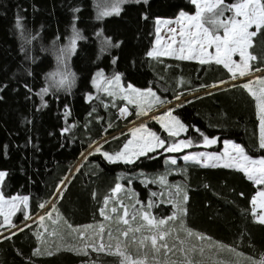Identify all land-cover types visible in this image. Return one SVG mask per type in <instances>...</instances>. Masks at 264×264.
Returning a JSON list of instances; mask_svg holds the SVG:
<instances>
[{
  "label": "trees",
  "instance_id": "trees-1",
  "mask_svg": "<svg viewBox=\"0 0 264 264\" xmlns=\"http://www.w3.org/2000/svg\"><path fill=\"white\" fill-rule=\"evenodd\" d=\"M116 3L0 0V171L7 173L0 191L6 198L29 196L27 214L21 209L13 216V225L18 227L8 233L5 224L0 227V264H119L116 256L97 253L91 247L86 249L87 255L65 249H83L90 244L85 238L90 233V227L85 226L89 225H103L105 243L108 225H104L101 209L121 178L127 182L136 177L133 186L141 198H152L155 217L173 215V206L159 203L152 195L157 189L137 178L169 168L179 170L182 195L188 196L187 201L182 200L186 212L172 228L175 234L185 233L184 242L196 249L217 251L223 262L227 254L239 251L251 260L263 257L264 224L256 221L252 205L262 185L234 167H204L190 160L170 162L168 157L180 153L166 149L177 141L191 140L183 151L221 153L223 141L229 139L242 145L250 157H264V149L259 148L257 100L242 87L264 74V29L249 49L258 58L250 62L249 75L254 76L232 79V73L214 61L202 65L197 59L148 55L156 38L157 18H173L181 11L194 13L190 0H128L119 4L118 15H101L111 12ZM99 69L106 79L121 74L126 84L155 89L165 103L150 113L166 106L174 108L186 132L169 136L150 120L165 141L164 147L133 163H113L102 152H95L91 147L100 140L101 150H121L129 138V133L123 132L125 127L141 118L132 111L120 118L118 109L125 104L112 107L111 101L101 99L92 84ZM62 78L65 83L60 82ZM43 89L48 91L42 93ZM205 136L217 138V143L206 146ZM3 220L0 215V223ZM181 221L185 229L200 236L193 238L179 230ZM73 229L82 231L83 239L80 231ZM50 230L55 233L43 239ZM208 241L218 247H209ZM36 249L44 254L34 255ZM48 251L54 254L47 255Z\"/></svg>",
  "mask_w": 264,
  "mask_h": 264
},
{
  "label": "snow or ice",
  "instance_id": "snow-or-ice-1",
  "mask_svg": "<svg viewBox=\"0 0 264 264\" xmlns=\"http://www.w3.org/2000/svg\"><path fill=\"white\" fill-rule=\"evenodd\" d=\"M128 0H117V3L112 6V11H104L101 13L102 16L111 15L113 13L119 14L120 12V3H126ZM136 3H140L141 0H135ZM144 3H147L148 0H143ZM195 8V14L189 15L183 11H181L178 15V18L175 21L172 20H160L157 19V25L160 24H178L180 25V30L177 32L176 28H169V32L173 35L170 38L173 44L177 43L176 37L179 36L180 40L178 43V47L174 49L172 52L164 51L155 53L156 55H172L178 54L177 58L180 60H199L200 64H209L213 61L216 64L223 65L230 73H232V79H235L237 76V71L240 76H245L252 71V65L250 62L256 61L258 58L249 51L254 46V38L264 29V0H235L234 3L228 4L225 3V0H190ZM75 11H79L76 9ZM229 12L231 15L225 16V13ZM146 18V17H144ZM255 26V31H251L250 29ZM17 27H20L19 21L17 22ZM159 31V28H157ZM221 32L223 33L221 35ZM79 37V33L75 34V37L72 40V45H75V39ZM159 43V40L157 41ZM171 47V45H169ZM209 49H213V51H209ZM155 52V50H154ZM154 52H149L148 55L152 56ZM239 54L240 62L237 63L232 59L234 54ZM256 71H260L259 68L255 69ZM97 78L103 76V73L98 72ZM115 81L117 84L120 81V76L117 75L113 78V80L107 81L109 84ZM61 83H65V78H62ZM225 83V82H221ZM252 83H261L264 84V79L257 78L256 81H250L249 83H245L242 85L243 88L247 89L249 93L256 98L257 100V108L258 115L260 121V135H259V148L264 149V88L260 89L259 95L257 92L253 91L251 85ZM133 92H139L138 89H132V86H128ZM212 87H216L213 85ZM48 89H43L42 93H46ZM112 95L113 93H109ZM147 95H151L155 98V102L160 104L165 103L164 101H160L159 97H155V94L151 92V89L147 90ZM89 99H92L90 96ZM179 99V96L176 97ZM131 102V101H130ZM149 106V110H150ZM174 110L170 109L165 113V116L170 117L172 121L179 127L180 131H184L185 126L179 121L177 117L172 115ZM126 109H121V114H124ZM137 115H147V111L138 112ZM161 120L163 124V117L158 118ZM166 131L169 136H178L179 131L173 130L169 125H164ZM145 126L141 125L140 128L133 129V136L137 132H140L144 129ZM64 131H68V129H64ZM197 131H199L197 129ZM152 140H145L141 138L140 143L144 146L139 147V149L135 152L130 153L128 151L129 145L133 143L132 140H129L120 152L115 153L114 155H109L108 153H103L105 158H107L110 162L123 161L124 163H133L134 158H139V156L146 155L147 152L155 151L157 147H164L165 141L160 139V137L156 136L155 133H148ZM205 144H215L217 143L216 139H209L208 137H204ZM155 141L153 144L152 141ZM192 144L191 140H181L176 144H172L168 147L167 151H179L181 146L189 147ZM97 152L100 151L99 148L96 149ZM203 154H199L196 156H185V160H193L197 163H202L200 160V156ZM225 160V163L222 165L224 167H235L238 170L245 173L247 178L251 181H254L257 185H264V157H260L259 159H254L248 156L245 152V149L242 145L236 144L231 141H225V152L221 155H209L206 157V160L203 162L204 167H218L221 166L218 163H212L209 165L207 161H219ZM174 162V161H173ZM7 176V173L4 171H0V183L3 182L4 178ZM164 178H160V182H163ZM121 190V185L117 184L114 191ZM180 191V189H177ZM60 195H63V192L58 189ZM153 196L157 195L156 193H152ZM2 196V194H0ZM257 197L260 198V207L264 208V188H262L258 193ZM25 201L27 197L23 198ZM184 201H187L188 196L185 193L183 197ZM171 202V201H170ZM139 203V201H137ZM107 205V198L105 201ZM253 205V216L256 221L260 224H264V213L260 215H256V205L257 198L253 197L252 199ZM44 205H41L43 207ZM149 208L153 206L152 202H149L147 205ZM120 207L122 209V215L118 216L117 223L122 222L124 225H129L126 231H122L120 235L125 238L124 247L128 246L129 242V233H138L142 228L147 227L149 231L155 229L156 231L151 236H144L143 238H137L136 236L131 237V243L137 245L138 251H140L144 247H150L153 252V261L154 264H160V261L156 259L157 255L163 253L165 256L173 249L169 247L167 240L165 239L168 235L171 234L174 229H168L167 231L163 230V226H165L169 221H175L177 218V213H174L172 216H169L167 219H156L155 217H150L148 212H143L141 215V219L146 221V224H141L139 227L133 229L130 227V220L134 221L137 218V215L140 214V210L136 208V205L133 204L132 212L129 213L128 206L124 205L123 202L120 203ZM19 210V209H14ZM113 213L117 212V208L113 207L111 209ZM178 212L183 215L186 212V209L178 206ZM0 215H4L0 212ZM51 217V213L47 214ZM101 215H104V209H101ZM41 221L44 220V217H40ZM105 219H109V217H105ZM4 224H8L10 227H15V225L11 224V221L8 219L7 215H4V220L0 223V227ZM71 227V226H69ZM89 226H85V228H89ZM181 229L186 231L187 235H193L192 231L189 229H185L183 226V222L181 221ZM23 231V229H20ZM73 231H80L79 229H73ZM104 228L103 225L99 227V232L96 235L99 237L101 241L99 245L95 244H86L83 249H76L73 247H68L67 251H75L77 254L87 255V248L91 247L93 251L97 253L106 252L109 255H114L119 259V264H145V260L137 259L132 261L131 257L125 254V251H122V244L119 242V238L117 244L115 245V250H112V245L109 244L106 248L105 244L102 242L104 239L103 236ZM15 235V233H13ZM84 233L80 231V238L83 239ZM108 239L111 241L113 239L111 231L108 232ZM199 236V234H195ZM6 239L8 237H5ZM160 241V243H158ZM183 243V241H181ZM175 247V245H173ZM221 248L225 246H220ZM60 248H57V251H60ZM183 251V249H181ZM201 254H203V249H200ZM229 251H235L234 249H229ZM40 249H36L34 255H41ZM47 255H53L54 253L48 251ZM237 255H242L237 253ZM145 259L147 256L145 254ZM167 264V261L164 262ZM175 264V262H173ZM186 264H192L190 260H187ZM253 264H257V262H253ZM259 264H264V259H262Z\"/></svg>",
  "mask_w": 264,
  "mask_h": 264
},
{
  "label": "rangeland",
  "instance_id": "rangeland-1",
  "mask_svg": "<svg viewBox=\"0 0 264 264\" xmlns=\"http://www.w3.org/2000/svg\"><path fill=\"white\" fill-rule=\"evenodd\" d=\"M183 12H185L189 15L195 14V12L194 13L187 12V11H183ZM178 15L176 17H173V18H157V19L175 21L178 18ZM157 28H159V31H157ZM169 28H176L177 32H179L180 25L175 24V23L169 24V25H166V24L157 25L156 24V38L154 41V46L151 50V52H154V50H155V52L152 56L177 57L178 54H172V55H156L155 54V53L164 52V51L172 52L174 49H176L178 47L180 37L177 36L176 37L177 43L173 44L171 42V39H170L173 34L171 32H169ZM250 30L255 31V26H253V28ZM158 40H159V43H157ZM169 45H171V47H169ZM209 51H213V49H209ZM232 59L234 61H236L237 63H239L240 62L239 54L238 53L234 54ZM98 72L103 73V70L102 69L97 70L96 74ZM251 72H249V74ZM96 74L93 77L92 84L95 87V89L100 93L101 99L106 101V102L111 101L110 106H112V107L118 106V104H120V103L125 104L123 107H120L118 109V115L120 118L126 117L127 115H129L131 113V111L136 113V114L138 112H141V111H147V115H139V117H141V118L138 119L136 122L125 127L127 129L125 131H123V132L129 133V138H128L127 142L129 140L133 141V143L131 145H129L128 151L130 153L135 152L139 149V147L144 146L140 143L141 138H143L145 140H152V137H150L148 135V133H155L156 136L160 137V135L154 130V127L149 123L150 120L152 122H156L164 130H166L164 125L165 124L169 125V127H172L173 130L179 131L178 136H180L186 132V130L180 131L179 127L175 124V122L172 121V119L170 117L165 116V113L168 110H170V109L174 110V108L166 106L160 110H157V111L150 113L152 110H154L156 107H158L160 103L155 102V98L153 96L147 95L146 94L147 90L151 89V92L155 94V97H159L160 101L162 100L161 96L155 91V89H153L151 87L140 88V87H136L132 84H126L123 81L121 74H117L120 76V81L118 84L115 81H113V83L109 84L107 81L113 80L114 77L111 79H106L103 75L102 77L97 78ZM249 74H247L245 76H254V75H249ZM237 76H240L238 71H237ZM241 77H244V76H241ZM257 78L264 79V76L263 77H260V76L253 77V78L249 79V81L246 83H249L250 81H256ZM129 85L132 86V89H138L140 91L139 92H133L131 89H129V87H128ZM262 85L263 84H261V83H252L251 87H252L253 91L257 92L259 89H261ZM109 93H113V94L110 95ZM106 106L107 105H105V107ZM149 106H151L150 110H149ZM121 109H126V112L124 114H121ZM172 115L174 117H177L179 119V121L185 126V129H186V125L181 120V118L178 116V114L176 113L175 110L172 112ZM160 117H163V124L161 123V120L158 119ZM141 125H144L145 128L142 129L140 132H137L135 134V136H133L132 130L136 129V128H140ZM123 132H121V133H123ZM121 133H118V135H120ZM107 137L108 136H105L104 138H107ZM160 139H162V138L160 137ZM101 141L102 140L95 143L91 147V149L94 147V151L97 152L96 149L99 148L100 149L99 152H102V154L108 153L109 155H114L115 153L120 152L123 149V147H122L121 150L116 151V152H112V153L101 150V147H100ZM225 141H231V142L236 143L235 141L229 140V139L224 140V142ZM152 142H153V144L155 143L154 140ZM178 142L179 141H177L173 144H176ZM157 148H159V147H157ZM172 152H175V151H172ZM224 152H225V147L223 148L221 153H216V152L203 150V149L193 150V151H183V148H182V151L179 152L180 155H172V156L168 157V160L170 162H173V161L176 162L178 160L189 161V160H185L184 157L185 156H196L199 154H203L202 156H200V160L202 161L201 164H203V162L206 160L207 156H209V155H213V156L221 155ZM259 158H254V159H259ZM135 159H137V158H134V160ZM190 161H193V160H190ZM207 162L209 163V165H211L212 163H218L220 165H223L225 163V160L221 159L219 161L213 160V161H207ZM177 173H179V170L177 168H169L168 170H166L164 173H161V174L153 175V174L146 173V174L138 175L137 178L139 180H141L145 186L150 185V184L152 186H154V188L157 189V192H156L157 195L156 196H157L158 202L170 204L171 206H173L175 208V213H177V218H179L181 214L178 212V206L183 208V206H182L183 180L180 177H177ZM133 175L136 176V173H134ZM161 177L164 178L163 182H160ZM134 179H136V177L128 179V181L125 182L123 180V178H121V180L118 183L119 185H121V190L114 191L113 196L110 197V199L107 202V205L105 206L104 217L107 216V217H109V219L104 220V223H105L104 225H108L107 234L109 231H111L113 239L111 241H109L108 235L106 234L104 244H105L106 248L109 244H111L112 250L114 251L115 245L118 242V240L116 238H119V242L122 244L121 250L125 251V254L128 255L129 257H131L132 261L137 260V259H142V260H145V264H154V261L152 259L153 252H152L150 247H144L140 251H138L137 245L132 244L130 241H131V237L133 235L136 236L137 238H143L144 236H151L156 230L153 229L152 231H149L148 228L145 227V228H142L141 231L138 233H129L128 246H127V248H125L123 246L125 238L122 237L120 235V233L122 231H126L129 227V225H124L122 222L117 223L118 216L123 214L122 209L120 207L121 202H123L124 205L128 206L129 212L131 211V206L133 204H135L136 208L140 210V214L137 215L136 220H134V221L130 220V227L133 229L139 227L141 224H146V221H143L141 219V215L143 214V212H148L150 214V217H155L152 213V207L149 208L147 206L149 204V202H153L152 198L151 197L141 198L139 196L140 192L138 190H136L133 186ZM63 184H62V186H63ZM62 186H61V188H62ZM61 188H60V190H61ZM262 188H264V185L259 187L257 192L253 196V197L257 198L256 215H260L261 213H264V208L260 207V198L257 197V193ZM177 189H180V191H178ZM0 194H2L1 191H0ZM25 197H27L26 201L23 199ZM137 201H139V203H137ZM28 205H29V196H13L10 198H6L3 195L0 196V212H2L4 215L8 216V219L11 221L12 225H13V222H12L13 216L21 209H24L26 214H27ZM113 207L117 208L116 213H113L111 211V209ZM14 209H19V210H14ZM4 215H2L3 219H4ZM170 216H172V215H170ZM168 217L169 216L161 217V218L155 217V218L156 219H167ZM177 218H176V220H177ZM176 220L175 221H169L165 226H163V230L167 231L170 228L172 229L173 226L175 225V222L178 221V220L177 221ZM177 225H178V228H180L179 230H182L181 229V222H179V224H177ZM5 226H7V228L9 229L6 233H8L12 230H15L18 227V226L10 227L8 224H5ZM98 228H99V226H91L89 228L90 233H89V235H86L85 238H86L87 242H89L90 244H97L98 242H100L99 237L96 235V233H98ZM54 233H55L54 230H50L47 234H45L43 239L45 237H49L50 234H54ZM192 233H193V235H191L190 237H193V238L197 237V235H195V234H198V233H196V232H192ZM184 236H185V233L177 231V233L175 234L172 231L171 234L165 238L167 240L169 247L172 248L173 250L171 252H169L167 254V256H165L163 253V250H161V253L158 254L156 257V259L158 261H160V264H164L165 261H167V264H173V262H175V264H186V257H187V260H190L192 262V264H253V262H257V264H259V262L262 259H264V256H263V257L254 258L253 260H251V259L246 257L247 255L245 253L239 251L238 253H240L242 255H237V253L227 254L225 256L226 262H223V261H221V259H222L221 256H218L215 254V252H217V251L209 252L211 250L207 251V250L203 249V254H201L200 248L196 249L193 244L191 245L188 242H186V243L184 242V238H183ZM204 240H206V238H204ZM181 241H183V243H181ZM94 242H96V243H94ZM158 243H160V241H158ZM207 244L209 247H212V246H215V248L218 247V243H216L214 241H208ZM173 245H175V247H173ZM181 249H183V251H181ZM145 254L147 256V259H145ZM130 264H131V262H130Z\"/></svg>",
  "mask_w": 264,
  "mask_h": 264
},
{
  "label": "crops",
  "instance_id": "crops-1",
  "mask_svg": "<svg viewBox=\"0 0 264 264\" xmlns=\"http://www.w3.org/2000/svg\"><path fill=\"white\" fill-rule=\"evenodd\" d=\"M264 76V74L263 75H260V77H263ZM261 88H264V84L262 85V87ZM259 92H260V89L257 91V94L259 95ZM223 143H224V145H225V142L223 141ZM236 144H239V143H237L236 142ZM240 145V144H239ZM225 147V146H224ZM235 168V167H234Z\"/></svg>",
  "mask_w": 264,
  "mask_h": 264
},
{
  "label": "water",
  "instance_id": "water-1",
  "mask_svg": "<svg viewBox=\"0 0 264 264\" xmlns=\"http://www.w3.org/2000/svg\"><path fill=\"white\" fill-rule=\"evenodd\" d=\"M214 139H216L217 140V138H214ZM206 146H209L208 144H205ZM210 145H212V144H210ZM182 148H183V146H181V148H180V150L178 151V152H181L182 151Z\"/></svg>",
  "mask_w": 264,
  "mask_h": 264
}]
</instances>
